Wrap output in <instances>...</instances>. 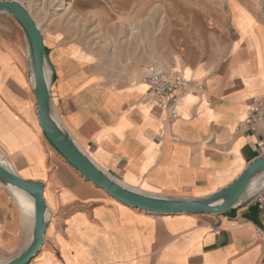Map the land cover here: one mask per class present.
I'll return each instance as SVG.
<instances>
[{
	"label": "crops",
	"instance_id": "1",
	"mask_svg": "<svg viewBox=\"0 0 264 264\" xmlns=\"http://www.w3.org/2000/svg\"><path fill=\"white\" fill-rule=\"evenodd\" d=\"M16 1L40 30L55 116L118 183L201 199L264 155L258 130L240 126L264 98V0ZM150 64L183 70L202 92L158 104L140 81ZM36 112L26 35L0 14V158L43 184L48 209L30 264H264L253 201L218 216L129 209L65 162ZM33 226L31 198L0 184V263L24 250Z\"/></svg>",
	"mask_w": 264,
	"mask_h": 264
},
{
	"label": "water",
	"instance_id": "2",
	"mask_svg": "<svg viewBox=\"0 0 264 264\" xmlns=\"http://www.w3.org/2000/svg\"><path fill=\"white\" fill-rule=\"evenodd\" d=\"M0 14L11 16L24 31L32 63V87L37 107L39 128L51 146L86 182L103 191L115 202L153 216L213 215L253 201L240 202L252 180L264 176V155L253 160L242 173L225 188L201 199L151 195L118 183L85 154L70 137L53 112L50 83L52 67L46 54L39 28L28 10L16 0H0ZM49 70V78L45 71ZM0 184L6 189L25 194L33 201L34 226L27 246L17 256L0 264H29L44 245L48 225V209L44 200V186L27 181L15 174L0 158ZM16 189V190H15Z\"/></svg>",
	"mask_w": 264,
	"mask_h": 264
},
{
	"label": "built area",
	"instance_id": "3",
	"mask_svg": "<svg viewBox=\"0 0 264 264\" xmlns=\"http://www.w3.org/2000/svg\"><path fill=\"white\" fill-rule=\"evenodd\" d=\"M140 81L158 104L168 106H175L181 98L199 94L203 89L201 83L186 78L183 70L164 68L157 64L148 65ZM175 118L176 115L172 114L171 119ZM240 126L258 130L260 135L258 146L264 147V98H260L249 108ZM253 202L257 207L259 216L264 218V189L254 197ZM257 235L264 241L263 231H258Z\"/></svg>",
	"mask_w": 264,
	"mask_h": 264
},
{
	"label": "bare ground",
	"instance_id": "4",
	"mask_svg": "<svg viewBox=\"0 0 264 264\" xmlns=\"http://www.w3.org/2000/svg\"><path fill=\"white\" fill-rule=\"evenodd\" d=\"M263 188H264V182H262L261 184H258V185H254V186H250V184H249L247 191L245 192V194L240 199V202H244V201L252 199L255 195H257L259 192H261L263 190ZM19 201H20L23 209L27 211L28 206H29V202L26 201L25 199H23L22 196L19 197Z\"/></svg>",
	"mask_w": 264,
	"mask_h": 264
},
{
	"label": "rangeland",
	"instance_id": "5",
	"mask_svg": "<svg viewBox=\"0 0 264 264\" xmlns=\"http://www.w3.org/2000/svg\"><path fill=\"white\" fill-rule=\"evenodd\" d=\"M64 2H67V0L65 1V0H63ZM39 2V1H38ZM262 182H264V176H259L258 177V179H254V180H252L251 181V183H250V186H254V185H258V184H261ZM258 183V184H257ZM264 189V188H263ZM32 262V261H31ZM30 262V263H31ZM29 263V264H30Z\"/></svg>",
	"mask_w": 264,
	"mask_h": 264
}]
</instances>
